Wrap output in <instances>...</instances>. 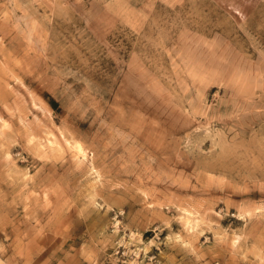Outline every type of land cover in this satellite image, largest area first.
Wrapping results in <instances>:
<instances>
[{
	"label": "rangeland",
	"instance_id": "374dc122",
	"mask_svg": "<svg viewBox=\"0 0 264 264\" xmlns=\"http://www.w3.org/2000/svg\"><path fill=\"white\" fill-rule=\"evenodd\" d=\"M214 262L264 264V0H0V264Z\"/></svg>",
	"mask_w": 264,
	"mask_h": 264
},
{
	"label": "bare ground",
	"instance_id": "6f19581e",
	"mask_svg": "<svg viewBox=\"0 0 264 264\" xmlns=\"http://www.w3.org/2000/svg\"><path fill=\"white\" fill-rule=\"evenodd\" d=\"M76 147H77V149H78L79 151L81 150V148H80L78 145H77ZM186 211H187V210H186Z\"/></svg>",
	"mask_w": 264,
	"mask_h": 264
},
{
	"label": "built area",
	"instance_id": "2783aa9c",
	"mask_svg": "<svg viewBox=\"0 0 264 264\" xmlns=\"http://www.w3.org/2000/svg\"><path fill=\"white\" fill-rule=\"evenodd\" d=\"M214 264H218V262H214Z\"/></svg>",
	"mask_w": 264,
	"mask_h": 264
}]
</instances>
